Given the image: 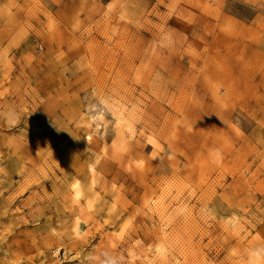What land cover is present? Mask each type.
I'll use <instances>...</instances> for the list:
<instances>
[{
	"label": "rangeland",
	"instance_id": "374dc122",
	"mask_svg": "<svg viewBox=\"0 0 264 264\" xmlns=\"http://www.w3.org/2000/svg\"><path fill=\"white\" fill-rule=\"evenodd\" d=\"M0 264H264V0H0Z\"/></svg>",
	"mask_w": 264,
	"mask_h": 264
},
{
	"label": "bare ground",
	"instance_id": "6f19581e",
	"mask_svg": "<svg viewBox=\"0 0 264 264\" xmlns=\"http://www.w3.org/2000/svg\"><path fill=\"white\" fill-rule=\"evenodd\" d=\"M90 135H85V138H89Z\"/></svg>",
	"mask_w": 264,
	"mask_h": 264
}]
</instances>
